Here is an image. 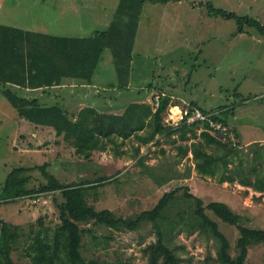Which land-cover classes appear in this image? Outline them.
I'll use <instances>...</instances> for the list:
<instances>
[{
    "label": "rangeland",
    "instance_id": "rangeland-1",
    "mask_svg": "<svg viewBox=\"0 0 264 264\" xmlns=\"http://www.w3.org/2000/svg\"><path fill=\"white\" fill-rule=\"evenodd\" d=\"M24 1L27 2L2 0L0 22L17 26L24 22L32 23L33 27L41 25L57 34L88 36L101 25L87 20L92 13H85V18L82 10H77L79 5L83 9L89 7L90 11L91 8L103 9L105 5L114 4L115 0H61L64 4H76L73 10L65 13L68 24L64 27L60 24L64 22L63 19L59 20L52 9L37 6L31 9L23 5ZM168 1L149 2L144 8L134 48L129 88L118 95L120 88L112 50L105 48L93 77L97 88H93L92 92L84 91L90 93L85 98L92 102L97 93L100 101L109 100L106 94H112L114 98L110 105L114 107L112 112H116L129 102L146 96L152 99L156 94L171 95L174 105L168 107L164 121L172 125L181 121L191 101L198 103L195 106L200 105L207 110L218 111V107L222 106L223 118L237 134L236 137L233 132V138L240 141L243 168L255 178L259 170L256 168L254 172L253 165L258 162L254 159L253 150H264V33L262 29L248 24L240 32L234 17L211 10L221 9L250 16L264 24V0ZM84 23V27L77 29ZM151 88L156 93L149 95ZM68 89L79 91L75 86ZM66 93L63 95L65 101L61 102L69 114L75 111L80 102L89 105L83 97ZM175 106L178 108L175 109ZM17 116L16 108L0 90V196L5 180L14 168L48 162L47 170L64 183L95 180L104 175L115 177L112 182L90 190L88 202L97 209L109 208L117 215L136 216L153 208L165 192L181 187L179 195L187 190L202 198L205 204L214 200L224 201L241 215V223L264 227V190L241 184L238 181L240 176L234 182H219L217 177L200 175L193 153L179 152L178 146L189 145L194 138L192 136L188 140H181L177 134L160 135L151 144L142 145L141 153L146 155L144 164L137 161L136 146L131 143L132 140L123 145L126 156H117V151L115 153L112 147L110 151H94L92 157L86 159L62 135L44 132L39 133L41 137L37 140L35 124L21 117L15 119ZM20 122L25 125L19 126ZM197 123L200 124L197 128L200 133L205 124L201 121ZM219 137L224 139L222 134ZM233 164L230 162L229 167ZM147 165H150V169ZM171 169L175 171L171 180L161 184L155 179L156 174H171L167 172ZM27 174L31 176L27 183L29 188H37L48 181L39 168L28 170ZM185 187H189V190ZM62 200L60 191L28 195L13 201L0 199V219L22 225V236L19 243L14 244L12 252L15 261L31 264V258L26 254V247L34 235L31 230L35 232L39 229V218L54 230L61 221L57 203ZM184 200L186 203L175 202L168 212L174 215L187 206L194 209L192 200ZM207 213L219 223L231 242V254L236 255V243L240 236L238 227L223 221L208 208ZM82 226L92 227L96 235L93 237L86 233L83 237L82 253L88 264H148L145 247L157 239L151 222L144 221L135 230L116 229L92 222ZM219 242L199 230H181L173 235L172 246L177 248L186 264H219ZM245 264H264V242L249 246Z\"/></svg>",
    "mask_w": 264,
    "mask_h": 264
},
{
    "label": "trees",
    "instance_id": "trees-1",
    "mask_svg": "<svg viewBox=\"0 0 264 264\" xmlns=\"http://www.w3.org/2000/svg\"><path fill=\"white\" fill-rule=\"evenodd\" d=\"M148 1L168 0H119L109 26L83 37L53 35L0 24V90L3 95L21 117L36 124L54 127L56 134L70 141L76 152L86 159H90L94 151H107L112 147L118 153L125 152L124 149L120 151V146L124 144L126 138L134 136L137 141L136 144L133 143L136 146L135 156L139 163L144 164L146 155L141 153L142 145L151 144L158 140L160 135L177 134L181 140H188L192 136L194 138L189 145L181 143L182 145L178 146L179 152L193 153L200 175L217 177L219 182H234L238 179L237 176H240L238 181L241 184L264 190V150H253L254 159L258 162L253 165L254 172L256 168L259 170L253 178L243 168L240 141H233L232 136L237 137V134L223 118L222 106L215 111L198 105L205 114H210L214 121H220L228 127L229 138L225 140L219 137V131L209 127V123H204L203 130L198 133L197 128L200 124L188 123L187 116L175 125L166 124L164 114L172 104V97L167 94L160 96L159 105L155 104L153 97L151 101H131L119 113L101 111L95 106H88L81 109L74 118L60 103L48 105L26 91L52 88L64 83V79L68 78L92 83L105 48L112 50L118 87L121 91L127 89L130 86L134 45L140 18ZM211 11L226 17H234L239 24L240 32H243L244 26L248 24L258 30L262 29L264 33V24L256 18L240 16L221 9ZM197 104L191 101L188 107L192 110ZM236 159L238 163L235 164ZM230 162L234 163L232 167H229ZM149 166L147 165V168L150 169ZM47 167L48 162L14 168L9 172L0 196L4 201H13L28 195L61 192L63 200L57 203L61 221L55 229L52 230L42 218H39V229L35 232L31 230L34 235L26 247L31 264H88L82 253L83 237L86 233L92 234L93 237L96 235L92 227H83L82 224L90 222L129 230L137 229L144 221L151 222L156 230L157 239L145 247L148 264H186L178 254L177 248L172 246L173 235L181 230L187 232L199 230L207 237L212 236L219 240L217 250L219 264H245L249 246L264 242V227L256 228L241 223V215L224 201L214 200L205 204L202 198L187 190L179 195L181 187H177L165 192L153 208L144 210L136 216L124 217L109 208L97 209L88 202L91 189L104 186L115 180V177L104 175L95 180L84 179L64 183L50 173ZM36 168L41 169L48 181L37 188H29L27 183L31 176L27 171ZM167 172L171 174H156L155 179L161 184L171 180L175 171L171 169ZM185 188L189 190V187ZM184 199L192 200L195 203L194 209L187 206L179 209L174 215L168 212L175 202L186 203ZM207 208L223 221L238 227L240 236L236 243L238 248L236 255L231 254L229 238L220 229L219 223L207 213ZM0 224V264H22L12 257L14 244L19 243L22 236V225L3 219H0Z\"/></svg>",
    "mask_w": 264,
    "mask_h": 264
},
{
    "label": "crops",
    "instance_id": "crops-1",
    "mask_svg": "<svg viewBox=\"0 0 264 264\" xmlns=\"http://www.w3.org/2000/svg\"><path fill=\"white\" fill-rule=\"evenodd\" d=\"M1 1L2 0H0V7L2 6ZM48 1H50L51 3H47ZM60 1L61 0H55V1L54 0H27V2L26 1L23 2V5H25V6L27 5V7L28 8H31V9L34 8V6H37V7H47V9H52V11H54L55 14L59 17V20L60 19H63L64 22H61L59 20L58 21L61 22L60 24L63 25V27H64L65 25L68 24L67 23L68 22V19L66 18V14L65 13H67L68 10H73L74 7H76V4L73 3V2H70V4L69 3L68 4H66V3L64 4V3L60 2ZM149 2H152V1L146 2L145 5H144V8L146 6H148V3ZM161 2H163V1H161ZM81 3L82 2H79V4H81ZM118 3H119V1L115 0L114 1V4L105 5L104 7H102L103 9H96V8L94 9V8H91L90 11H89V7H84V9H83L82 6L79 5V8L77 10H82V13H83V15H85V18H86V14L85 13H87V12H91L92 13L90 19H87V20H89L92 23H95L97 25H101V28H94L93 31H95V30H100V29H106L109 26L111 20L113 19L114 13H115V11L117 9ZM64 7H65V10L66 11H64ZM144 8H143V12H144ZM143 12H142V15H143ZM142 15H141V18H140L138 32H139L140 27H141ZM52 16H53V14H52ZM0 24L12 25V24H9V23H6V22H0ZM84 25H85V23L83 25L80 24L78 27L77 26L76 27H77V29H81L82 27H84ZM13 26H17V25H13ZM17 27L22 28V29H25V30L40 31V32H45V33L53 34V35L80 36V35H71V34H57L56 32L54 33L53 31H50V30L44 28V26H41V25L40 26L39 25H36V27H33L32 26V23L25 24V22H24L23 25H18ZM66 28H69V26L66 27ZM138 32H137V35H138ZM80 37H83V36H80ZM136 39H137V36H136ZM135 44H136V40H135ZM134 48H135V45H134ZM133 61H134V57H133L132 63H133ZM131 73H132V70H131ZM130 82H131V75H130ZM73 86H75L76 88H78L79 91L78 92H73V91H76V90H72V89L69 90L68 89V87H73ZM96 86H97V84L95 82H92V83H89L88 84L85 81H80L78 79H71V78L69 79L68 78V79H64V83H62L60 85L53 86L52 88H48V89H45V90H42V89H32V90L26 89V91L29 92V94L31 96H37V97H39V99L41 101L45 102L48 105L54 104V103H60L61 105H63L61 101L62 100L65 101V97L63 95L67 94L66 92L71 93V95L73 94V95H76V96L83 97V99L86 102H88L85 97H89L90 93L86 94L87 92L85 93L84 91L91 90V92H92V90H94L93 88H97ZM152 89L153 88H151L149 91H151ZM80 91H83V92H80ZM160 91L165 92V89L160 88ZM97 92L102 95V93H100L101 92L100 90H98ZM122 93L123 92H121V89H120V92L118 93V95H121ZM149 93H150L149 95H151L154 92L151 91ZM101 95H99V96H101ZM106 95H108L110 97L109 100L102 99L100 101L99 99H97V93H96L95 94V100H93L92 102L91 101L88 102L89 105L85 104L84 102L83 103L80 102L78 104V107H76L75 111H73L70 114V116L76 118L77 115H78V113H79V111L81 109L85 108V107H88V106H95L96 108H98L101 111L112 112V109L114 107L112 105H110V102H111V99H113L114 97L112 96V94H110V95L109 94H106ZM151 100L152 99L149 96H146L144 98H141V99L135 100V101H151ZM172 105H174V104H172ZM178 105H180V104H178ZM126 106H127V104L125 105V107ZM125 107L123 109H125ZM16 111H17V109H16ZM119 111H121V110H117L115 113H119ZM17 113H18V111H17ZM18 115H19V113H18ZM19 117H21V116L19 115L15 119H18ZM21 118H24V117H21ZM18 124H19V126H21V125L24 126L25 125L22 122H20ZM34 124L37 127V131L35 133V136L37 137V140L41 137L40 136L41 133L42 134L44 132H53V133H56V130L52 126L43 125V124H36V123H34ZM132 137L126 138L124 140V144H122L120 146L121 147L120 148V151H122V149L124 148L123 145H126V144L130 143L129 142L130 140H132L131 143H135V144L137 143V141H134V140H136V138L134 136H132ZM118 141H119V143L121 142V140H118ZM253 141H255V140H253ZM250 142H252V140L249 141V142H247V143H250ZM260 143H262V141H260ZM110 150L111 149H109L107 151H110ZM114 151L116 153L117 150H114ZM125 153L126 152H122V153H118L117 152V156H121V157L122 156H126Z\"/></svg>",
    "mask_w": 264,
    "mask_h": 264
},
{
    "label": "built area",
    "instance_id": "built-area-1",
    "mask_svg": "<svg viewBox=\"0 0 264 264\" xmlns=\"http://www.w3.org/2000/svg\"><path fill=\"white\" fill-rule=\"evenodd\" d=\"M156 95L154 96L155 97L154 101L156 105H159L160 94H158L157 96ZM185 116H187L188 123L198 122V121H201L203 123H209V127H211L214 131H219L220 132L219 134H222L224 139L229 138V137L227 138L228 127L220 121H214L213 118L210 116V114H205L199 107H194L192 108V110L188 109V111L183 113L182 118H184ZM234 140L235 139L233 138V141Z\"/></svg>",
    "mask_w": 264,
    "mask_h": 264
},
{
    "label": "bare ground",
    "instance_id": "bare-ground-1",
    "mask_svg": "<svg viewBox=\"0 0 264 264\" xmlns=\"http://www.w3.org/2000/svg\"><path fill=\"white\" fill-rule=\"evenodd\" d=\"M178 107L177 106H175V109H177Z\"/></svg>",
    "mask_w": 264,
    "mask_h": 264
}]
</instances>
